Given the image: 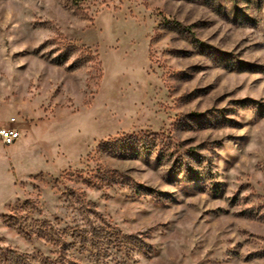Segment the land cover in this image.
I'll return each mask as SVG.
<instances>
[{
	"label": "rangeland",
	"instance_id": "1",
	"mask_svg": "<svg viewBox=\"0 0 264 264\" xmlns=\"http://www.w3.org/2000/svg\"><path fill=\"white\" fill-rule=\"evenodd\" d=\"M13 123L0 264L59 248L26 202L82 264L90 222L118 236L96 264H264V0H0Z\"/></svg>",
	"mask_w": 264,
	"mask_h": 264
},
{
	"label": "trees",
	"instance_id": "2",
	"mask_svg": "<svg viewBox=\"0 0 264 264\" xmlns=\"http://www.w3.org/2000/svg\"><path fill=\"white\" fill-rule=\"evenodd\" d=\"M26 204L27 202L19 208L18 213L8 216L9 221L19 218V230L26 232L27 235L45 238L48 242L57 244L59 248L56 252H53V255L40 254L38 256L10 251L5 256V260L11 262L15 259L16 263L22 262V264H82L76 260L74 255L70 254L68 248L72 245L65 238L67 234L65 231L62 233L60 229H57L54 222L43 218L29 223V217L20 215L22 211L26 210ZM79 227L80 229L76 228V232L72 234L73 239H76V241H73V245L79 242L82 249L88 250L91 253L95 264L101 263L98 260L104 254L103 252H107V248L114 243V240H117L118 236L109 230V227H106L104 224L102 225V223L90 222Z\"/></svg>",
	"mask_w": 264,
	"mask_h": 264
},
{
	"label": "built area",
	"instance_id": "3",
	"mask_svg": "<svg viewBox=\"0 0 264 264\" xmlns=\"http://www.w3.org/2000/svg\"><path fill=\"white\" fill-rule=\"evenodd\" d=\"M14 122V120H12ZM20 138V132L17 126L14 125H0V141L4 145L13 144Z\"/></svg>",
	"mask_w": 264,
	"mask_h": 264
}]
</instances>
